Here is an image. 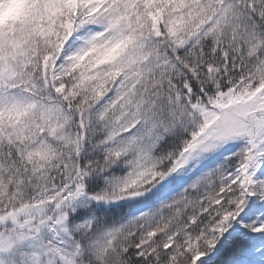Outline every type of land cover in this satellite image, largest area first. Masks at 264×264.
Instances as JSON below:
<instances>
[{"label":"snow or ice","instance_id":"6c2138e0","mask_svg":"<svg viewBox=\"0 0 264 264\" xmlns=\"http://www.w3.org/2000/svg\"><path fill=\"white\" fill-rule=\"evenodd\" d=\"M0 264H264V0H0Z\"/></svg>","mask_w":264,"mask_h":264}]
</instances>
